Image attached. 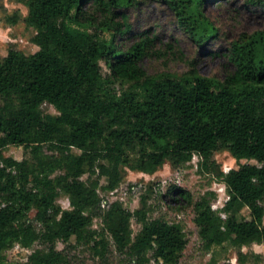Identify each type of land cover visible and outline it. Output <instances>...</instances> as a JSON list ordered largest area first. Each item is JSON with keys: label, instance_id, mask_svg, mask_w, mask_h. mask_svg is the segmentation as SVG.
Wrapping results in <instances>:
<instances>
[{"label": "trees", "instance_id": "obj_1", "mask_svg": "<svg viewBox=\"0 0 264 264\" xmlns=\"http://www.w3.org/2000/svg\"><path fill=\"white\" fill-rule=\"evenodd\" d=\"M16 1L27 7L23 21L35 30L38 50L26 55L10 48L0 61V264L15 245L35 243L43 247L22 264H70L57 241L106 261L109 238L133 264H178L188 242L179 223L148 219L145 197L133 212L120 201L103 208L99 190L118 186L121 166L152 175L166 162L177 168L194 155L225 184L224 207L212 208V191L193 201L186 189L171 186L167 195L193 205L204 249L229 243L239 264L262 263V255L242 248L264 244V31L228 44L231 68L223 79L200 75L195 60L180 75H148L145 57L181 60L183 54L175 41L157 48L158 37L148 30L123 42L132 31L124 10L135 0ZM163 1L197 46L218 38L203 11L206 0ZM247 4L264 6V0ZM20 19L18 13L6 18L11 25ZM46 104L58 114L44 112ZM9 146L22 147L26 156L6 157ZM218 151L258 165L224 173L213 160ZM60 192L70 209L56 204ZM95 218L102 221L99 230ZM132 218L141 224L134 237Z\"/></svg>", "mask_w": 264, "mask_h": 264}, {"label": "rangeland", "instance_id": "obj_2", "mask_svg": "<svg viewBox=\"0 0 264 264\" xmlns=\"http://www.w3.org/2000/svg\"><path fill=\"white\" fill-rule=\"evenodd\" d=\"M135 1L136 4L124 10L129 18L132 31L123 42L129 44L136 39L139 33L148 30L150 35L158 37L157 48L163 49L164 44L175 41L183 54L181 60L160 55L145 57L141 62V67L148 75L162 72L180 75L187 70V62L195 60L200 75L223 79L226 71L231 68L224 55L228 44L242 33L264 31V6L248 5V0H206L203 5L204 14L219 29V36L209 42L206 47L201 48L191 40L188 34L180 30L174 12L165 1ZM14 13H18L21 19L15 25H11L6 18ZM27 13V7L16 0H0V61L7 55L10 48H16L26 55L38 50L32 42L35 30L23 21ZM101 67L103 73L107 74L108 69L103 62ZM117 87L119 89L122 86L117 84ZM43 111L52 115L58 114L53 106L47 104L43 106ZM4 155L22 160L26 153L22 147L9 146L5 149ZM200 160V157L194 155L190 162L177 168L166 162L152 175L121 166V181L118 186L111 191L99 190L102 207L107 208L109 203L120 201L126 209L133 212L141 208V200L145 197L148 219L161 218L169 223H179L184 229L188 242L178 264H239L237 250L229 243L214 246L210 250L204 249L194 221L193 205H188L176 195H167L171 186L186 189L193 201L212 191L215 193L212 208L219 211L224 207L229 199L225 184L216 175V169L201 167ZM213 160L219 170L224 173L239 168L241 164L258 165L255 160L237 161L228 151L216 152ZM86 177L85 175L83 178L86 179ZM100 183L107 185V179L101 178ZM56 204L62 209H70L69 198L64 192L59 193ZM241 213L242 216L249 218L247 209L242 210ZM102 226L100 218L93 220L94 229L99 230ZM131 229L133 237L141 230V224L136 218L131 220ZM109 242L106 261L99 260L84 246L69 247L57 241L55 247L58 250H65L70 264H133L131 258L115 249L111 238ZM71 244H75L74 238ZM42 247L39 243H35L29 249L15 245L5 252L6 264H22L34 250ZM242 251L262 255L263 260L260 264H264V244L243 247ZM151 264L157 263L152 260Z\"/></svg>", "mask_w": 264, "mask_h": 264}]
</instances>
